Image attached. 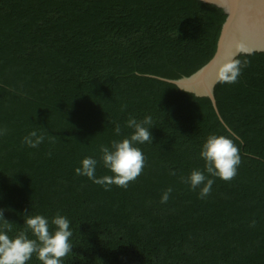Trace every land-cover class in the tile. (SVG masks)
<instances>
[{
	"label": "trees",
	"instance_id": "16d2710c",
	"mask_svg": "<svg viewBox=\"0 0 264 264\" xmlns=\"http://www.w3.org/2000/svg\"><path fill=\"white\" fill-rule=\"evenodd\" d=\"M225 18L201 0H0V209L10 237L26 212L50 230L60 214L73 233L63 264H264V52L238 55L237 81L215 84L219 116L208 97L159 79L207 63ZM146 116L153 139L135 145L145 166L127 188L75 173L92 157L97 178L111 175L100 147ZM33 131L44 137L35 148L24 143ZM210 134L232 139L241 163L201 199L181 178L203 170Z\"/></svg>",
	"mask_w": 264,
	"mask_h": 264
},
{
	"label": "clouds",
	"instance_id": "9594fccd",
	"mask_svg": "<svg viewBox=\"0 0 264 264\" xmlns=\"http://www.w3.org/2000/svg\"><path fill=\"white\" fill-rule=\"evenodd\" d=\"M245 65L247 61L243 62ZM242 62L238 59H230L217 68L219 82L235 83L241 73ZM153 125L151 116L143 120L129 118L126 126L133 131L126 138L113 140L109 146H101L100 160L103 166L112 174L97 178L95 175L97 160L85 157L80 161V166L75 169L77 175H82L92 180L93 183L101 185L105 190L109 186L116 185L127 188L143 171L145 157L142 151L136 147L137 144L152 142L150 128ZM114 131L117 135L121 127L116 124ZM44 140L43 135H37L35 131L24 138V143L29 147H38ZM199 157L204 161L203 170L193 169L182 182L189 185L191 190L199 189L201 199L210 195L213 178L230 181L237 172L241 163L240 151L232 139L223 135L210 134L201 146ZM175 175L174 172L170 173ZM211 177V178H210ZM172 189L168 188L161 196V203H166ZM4 209H0V222L3 229L0 230V264H28L33 256L41 264H63V258L72 252L69 238L72 236L69 221L66 217L56 214L51 218L50 230L49 219L42 215H24V230L15 237L7 233L12 229V222L4 218ZM30 232L33 238H29Z\"/></svg>",
	"mask_w": 264,
	"mask_h": 264
},
{
	"label": "water",
	"instance_id": "95a60500",
	"mask_svg": "<svg viewBox=\"0 0 264 264\" xmlns=\"http://www.w3.org/2000/svg\"><path fill=\"white\" fill-rule=\"evenodd\" d=\"M224 10L216 49L210 60L189 76L165 79L195 96L208 97L217 113L214 86L217 68L240 54L264 52V0H201Z\"/></svg>",
	"mask_w": 264,
	"mask_h": 264
}]
</instances>
